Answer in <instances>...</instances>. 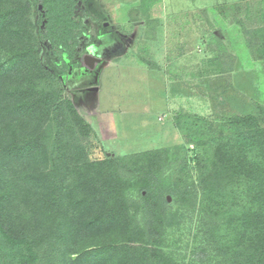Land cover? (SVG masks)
Instances as JSON below:
<instances>
[{
    "label": "rangeland",
    "instance_id": "374dc122",
    "mask_svg": "<svg viewBox=\"0 0 264 264\" xmlns=\"http://www.w3.org/2000/svg\"><path fill=\"white\" fill-rule=\"evenodd\" d=\"M76 15L81 24L74 47L73 40L66 46L74 49L69 69L59 70L43 25L35 46L62 97L95 129L90 159L169 150L154 193L137 174L124 178V197L143 234L125 245L154 250L157 264H219L194 191L217 141L236 133L230 119L253 115L264 127V0H79ZM29 68L22 77L0 73V138L10 126L26 129L24 116L8 113L5 97ZM155 207L164 220L158 230ZM104 233L120 239L113 225ZM116 259L108 264H121Z\"/></svg>",
    "mask_w": 264,
    "mask_h": 264
},
{
    "label": "trees",
    "instance_id": "16d2710c",
    "mask_svg": "<svg viewBox=\"0 0 264 264\" xmlns=\"http://www.w3.org/2000/svg\"><path fill=\"white\" fill-rule=\"evenodd\" d=\"M78 1L0 0V73L22 77V68L31 67L6 90L8 113L24 116L26 129L10 126L0 138V156L10 160L5 167L0 158V264H108L114 256L121 264H157L154 250L125 245L143 234L123 182L137 174L141 187L154 193L156 170L169 150L91 160L92 126L62 97L37 55L36 31L43 25L59 70L70 68L74 49L66 46L76 44ZM51 87L57 91L49 95ZM230 124L237 131L217 141L194 197L219 264H264V127L253 115ZM155 208L151 226L158 230L164 220ZM107 225L120 239L104 233ZM78 226L83 230L76 236Z\"/></svg>",
    "mask_w": 264,
    "mask_h": 264
},
{
    "label": "crops",
    "instance_id": "0c3cea01",
    "mask_svg": "<svg viewBox=\"0 0 264 264\" xmlns=\"http://www.w3.org/2000/svg\"><path fill=\"white\" fill-rule=\"evenodd\" d=\"M90 124V123H89ZM93 126V125H92ZM94 128V127H93ZM95 130V129H94ZM97 135H98V133H97ZM99 136V135H98ZM100 138V137H99ZM101 140V139H100Z\"/></svg>",
    "mask_w": 264,
    "mask_h": 264
}]
</instances>
